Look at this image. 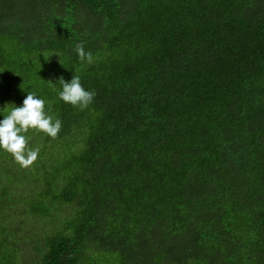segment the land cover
Wrapping results in <instances>:
<instances>
[{
  "label": "trees",
  "instance_id": "obj_1",
  "mask_svg": "<svg viewBox=\"0 0 264 264\" xmlns=\"http://www.w3.org/2000/svg\"><path fill=\"white\" fill-rule=\"evenodd\" d=\"M28 92L62 128L0 149V264H264V0H0V120Z\"/></svg>",
  "mask_w": 264,
  "mask_h": 264
},
{
  "label": "clouds",
  "instance_id": "obj_2",
  "mask_svg": "<svg viewBox=\"0 0 264 264\" xmlns=\"http://www.w3.org/2000/svg\"><path fill=\"white\" fill-rule=\"evenodd\" d=\"M75 52L81 61L88 63L93 61L92 53L85 51L83 43L76 45ZM58 82L62 85V91L59 92L60 100L81 110L92 103L95 92L85 90L79 76H73L70 82L60 77ZM8 106L3 109L8 111V114L0 120V149L11 154L21 168L27 169L37 161L39 149L29 147L25 133L33 130L56 139L61 131L62 122L47 115L45 101L37 98L32 92H28L22 107L11 105L9 109Z\"/></svg>",
  "mask_w": 264,
  "mask_h": 264
},
{
  "label": "rangeland",
  "instance_id": "obj_3",
  "mask_svg": "<svg viewBox=\"0 0 264 264\" xmlns=\"http://www.w3.org/2000/svg\"><path fill=\"white\" fill-rule=\"evenodd\" d=\"M100 263L101 264H107V260L106 259H101Z\"/></svg>",
  "mask_w": 264,
  "mask_h": 264
}]
</instances>
